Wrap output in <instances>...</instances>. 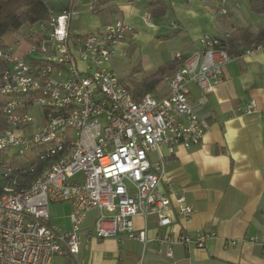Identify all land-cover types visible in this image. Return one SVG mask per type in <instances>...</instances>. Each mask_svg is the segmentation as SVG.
<instances>
[{"label":"built area","instance_id":"2783aa9c","mask_svg":"<svg viewBox=\"0 0 264 264\" xmlns=\"http://www.w3.org/2000/svg\"><path fill=\"white\" fill-rule=\"evenodd\" d=\"M230 1L218 0L217 12L226 14ZM95 3L88 0L87 9ZM49 15L0 47V264H54L57 256H74L82 236L125 234L145 243L134 217L168 227L173 203L189 220L192 208L183 195L174 196L164 159L151 160L150 153L165 146L172 154L203 141L208 124L190 102L189 85L211 92L232 57L223 44L228 34H203L192 54L173 52L180 64L163 96L148 92L135 99L106 67L133 35L131 26L116 21L72 34L70 7ZM33 53L38 56L29 58ZM245 110L256 112V104ZM34 111H40L38 122ZM50 202L70 205L69 229L48 225ZM91 214V227L82 232ZM214 236L182 231L176 240L154 241L164 240L171 256L174 241L202 249Z\"/></svg>","mask_w":264,"mask_h":264},{"label":"crops","instance_id":"0c3cea01","mask_svg":"<svg viewBox=\"0 0 264 264\" xmlns=\"http://www.w3.org/2000/svg\"><path fill=\"white\" fill-rule=\"evenodd\" d=\"M166 2L165 15L150 19L142 0H96L94 9L88 11L101 20L95 16L90 24L80 20L72 27L70 23V33L97 32L116 21L131 26L133 35L118 45L106 67L136 98L146 88L142 87L146 77L173 61L174 51L184 55L196 51L203 34L222 37L236 28L251 34L247 41L224 40L232 57L223 68V80L211 92L189 85L190 102L208 124L203 141L189 149L178 146L172 154L165 146L150 153L151 160L160 155L164 159L174 196H184L192 208L191 217L183 219L173 203L168 227H159L152 218L145 222L134 217L135 230H144L147 242L125 234L99 240L82 236L79 251L74 256L55 257L54 264H264V36L259 35L264 29V12H253L249 0H231L226 14L217 12L218 0ZM123 55L130 60L127 65L109 66ZM148 88L147 93L163 96L168 77ZM251 101L256 112L245 110ZM93 215L85 220L82 232L91 227ZM60 228L67 230L70 224ZM182 231L190 235L207 231L215 236L202 249L174 241L171 256L166 254L164 240L154 241L156 236L176 240ZM230 240L235 245L225 244Z\"/></svg>","mask_w":264,"mask_h":264},{"label":"trees","instance_id":"16d2710c","mask_svg":"<svg viewBox=\"0 0 264 264\" xmlns=\"http://www.w3.org/2000/svg\"><path fill=\"white\" fill-rule=\"evenodd\" d=\"M134 1V0H130ZM143 9L148 14L150 19L161 18L167 12L166 0H142ZM249 7L255 13L264 12V0H249ZM49 10L46 3L41 0H0V47H6L18 39H22L24 31L27 28H32L37 23H46L49 20ZM170 33L164 37L174 35ZM260 36H264V29L260 32ZM251 34L247 29L236 28L229 34L227 41H235L243 39L247 41ZM180 61H173L161 65L151 76L146 77L142 81L146 86L141 93L144 95L148 86L163 80L165 76H172ZM140 96V97H141ZM140 97L135 99H139Z\"/></svg>","mask_w":264,"mask_h":264},{"label":"rangeland","instance_id":"374dc122","mask_svg":"<svg viewBox=\"0 0 264 264\" xmlns=\"http://www.w3.org/2000/svg\"><path fill=\"white\" fill-rule=\"evenodd\" d=\"M47 4V6L54 11H58L62 7H69V5H72L73 8L71 10L76 14V18L80 16L79 20L73 19L71 21L72 27L77 25V23L80 22V20H85L88 24H90L89 19L94 18L95 14H90V12L87 9V3L88 0H41ZM70 3V4H69ZM69 4V5H68ZM63 9V8H62ZM97 21L101 20V17L96 16ZM71 27V28H72ZM37 29V26H36ZM77 34H81L77 33ZM38 55L36 53H33L29 56V58L37 57ZM118 59H116V64L110 62L109 66L114 68L115 65H119L117 62H119L121 65H127L129 63L128 56H117ZM36 122L40 121V111H34L32 112ZM34 122L36 125L37 123ZM49 219H48V225H51L53 227H66L67 224H70L69 220V212H70V205L66 202H57L53 203L50 202L49 204Z\"/></svg>","mask_w":264,"mask_h":264}]
</instances>
